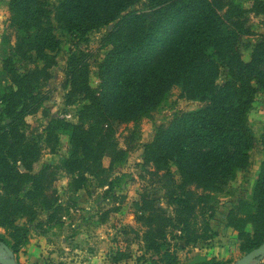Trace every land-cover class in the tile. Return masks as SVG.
I'll list each match as a JSON object with an SVG mask.
<instances>
[{
    "label": "trees",
    "instance_id": "16d2710c",
    "mask_svg": "<svg viewBox=\"0 0 264 264\" xmlns=\"http://www.w3.org/2000/svg\"><path fill=\"white\" fill-rule=\"evenodd\" d=\"M9 10L18 33L13 57L34 66L22 73L9 61L15 90L3 97L0 113V227L10 232L13 244L0 240L16 261L40 212L50 213L49 223L69 212L54 188L59 174L70 178L74 192L90 178L103 187L127 159L118 127L132 125L130 135L139 134L143 120L175 88L182 98L205 106L176 113L143 146V166L161 178L173 217L146 192L136 204V220L146 250L167 264L176 262L168 244L171 231L181 229L187 245L211 239L210 224L203 221L199 233L195 221L207 211L214 216L218 196L250 168L257 143L250 114L264 92V35L253 46L247 38L255 35L249 15H264V0H253L249 10L234 0H10ZM103 29L108 31L101 46L107 52L97 65L100 84L91 86L89 55L78 48L65 68L67 103L85 102L79 124L54 119L46 130L48 143L57 142L58 132L69 135L70 156L35 173L42 148L21 127L41 105L36 90L56 66L62 46L58 32L84 41ZM261 146L264 153V132ZM105 158L109 168L103 166ZM252 196L227 217V228L237 233L245 254L264 244V160Z\"/></svg>",
    "mask_w": 264,
    "mask_h": 264
},
{
    "label": "rangeland",
    "instance_id": "374dc122",
    "mask_svg": "<svg viewBox=\"0 0 264 264\" xmlns=\"http://www.w3.org/2000/svg\"><path fill=\"white\" fill-rule=\"evenodd\" d=\"M234 1L247 10L253 4V0ZM9 3L10 0H0V113L3 109V97L15 90L9 75V61L12 60L22 73L34 68L29 62L16 63V58L13 57L18 33L11 26ZM142 7L143 5H139L135 9ZM249 20L255 35L247 38V41L253 46L264 35V15L251 14ZM107 31L103 29L94 32L84 41L58 32L62 46L55 54L56 66L49 71L50 79L36 90L41 105L36 113L23 119L21 127L27 138L37 142L42 148L41 159L34 166L35 173L45 165H60L70 156L69 135L58 132L57 142L48 143L46 130L54 119L72 125L79 124V112L85 102L76 100L71 104L67 103L69 88L65 68L72 52L77 48L82 50L89 55L91 86L97 87L100 84L97 65L107 52L102 50L101 42ZM249 56L250 51H247L245 60ZM225 81L226 75L223 74L218 83L223 85ZM204 106L201 102L182 98L180 89L175 88L162 107L150 118L143 120L139 134L134 137L130 135L128 128H132V125L119 126L117 138L120 147L127 151V159L108 176V183L103 187L99 186L96 179L90 178L83 189L74 192L69 187L70 178L60 173L54 188L59 193L61 205L69 212L51 223L48 222L49 212L42 211L38 214L34 224L29 225L28 244L19 252L18 264H167L161 255L146 250L142 242L144 230L136 220V204L146 192L173 217V207L168 203L161 178L151 174L154 171L152 167L143 166V146L153 140L156 128L168 124L176 113L191 112ZM250 126L257 139L255 148L250 153V168L240 172L237 180L224 194L218 196L212 218V211H207L205 217H199L195 221L196 229L201 233L204 227L202 223L206 220L214 236L195 246L187 245L182 240L181 229L171 231L168 244L171 254L176 258L175 264H233L246 255L241 251L237 233L227 228V217L238 202L252 200L253 188L264 160L261 146L264 132V92H260L255 99ZM103 166L109 168V158L103 160ZM175 171L173 168V173ZM24 222L22 220L20 224ZM248 229L251 232V227ZM0 239L13 244L10 232L1 227Z\"/></svg>",
    "mask_w": 264,
    "mask_h": 264
},
{
    "label": "water",
    "instance_id": "95a60500",
    "mask_svg": "<svg viewBox=\"0 0 264 264\" xmlns=\"http://www.w3.org/2000/svg\"><path fill=\"white\" fill-rule=\"evenodd\" d=\"M264 261V244L244 255L233 264H261ZM0 264H18L12 249L0 240Z\"/></svg>",
    "mask_w": 264,
    "mask_h": 264
}]
</instances>
